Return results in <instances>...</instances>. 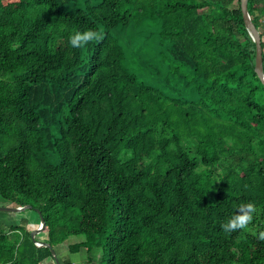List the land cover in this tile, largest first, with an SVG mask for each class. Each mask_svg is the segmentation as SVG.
Segmentation results:
<instances>
[{"label": "trees", "instance_id": "obj_1", "mask_svg": "<svg viewBox=\"0 0 264 264\" xmlns=\"http://www.w3.org/2000/svg\"><path fill=\"white\" fill-rule=\"evenodd\" d=\"M248 11L263 37L264 0ZM255 59L240 0H0V197L98 264H264ZM246 202L252 230L225 234ZM2 219L0 264L53 258Z\"/></svg>", "mask_w": 264, "mask_h": 264}, {"label": "clouds", "instance_id": "obj_2", "mask_svg": "<svg viewBox=\"0 0 264 264\" xmlns=\"http://www.w3.org/2000/svg\"><path fill=\"white\" fill-rule=\"evenodd\" d=\"M101 36V31L93 29L84 31L77 30L70 35L69 44L72 48H83L89 42L100 39ZM238 207V212L221 225L225 234H230L237 230H242L244 233L250 232L252 229L249 226L254 220V214L258 216L261 211L255 202L242 203ZM258 238L264 240V231L259 232Z\"/></svg>", "mask_w": 264, "mask_h": 264}, {"label": "rangeland", "instance_id": "obj_3", "mask_svg": "<svg viewBox=\"0 0 264 264\" xmlns=\"http://www.w3.org/2000/svg\"><path fill=\"white\" fill-rule=\"evenodd\" d=\"M262 40L264 41V27H263ZM7 205H9V204L0 197V206H7ZM14 214H15V222L16 223H20V220H22V218H26L28 220H31V222L27 226L28 230L34 231L36 228L40 227V223H37L40 217L38 215H36L33 210H27V211L21 212V213L0 212V221L5 216H6L5 219L11 218L10 221H13L14 216H12V215H14ZM7 215H11V216H7ZM40 234H39V237H40ZM83 240H84L83 235L72 236L69 239H67V241L61 247L56 248V253H57L58 259L60 258L61 261L63 262L64 259L69 258V259H71L73 264H98V260L100 259V254H99L100 250L97 247H94L92 250L93 261H89L87 251L84 247L80 248L76 252H71L69 250V247L71 244L79 243V242H82ZM41 244L42 243H39V242L37 243V245H41ZM51 259H53V258H51ZM51 259H49L44 264H47V263L48 264H56V262L54 260H51Z\"/></svg>", "mask_w": 264, "mask_h": 264}, {"label": "water", "instance_id": "obj_4", "mask_svg": "<svg viewBox=\"0 0 264 264\" xmlns=\"http://www.w3.org/2000/svg\"><path fill=\"white\" fill-rule=\"evenodd\" d=\"M240 5L243 13L244 22L246 25L247 30L249 31L250 36L252 37L253 41L256 44V59H255V72L257 73L258 77L264 84V65H263V46H262V36L259 32V30L255 27L254 23L252 22L251 16L248 11V0H240ZM33 206L30 204L24 205V206H0V212H12V213H21L25 212L27 210H32ZM35 211L38 212L40 215V227L36 228L34 231H31V237L36 242V236L37 234L41 233L43 229L45 228V221L43 216H41L40 211L35 208ZM38 246H46L51 249L52 257L54 258L56 264H61L56 250L51 247L49 243H42Z\"/></svg>", "mask_w": 264, "mask_h": 264}, {"label": "crops", "instance_id": "obj_5", "mask_svg": "<svg viewBox=\"0 0 264 264\" xmlns=\"http://www.w3.org/2000/svg\"><path fill=\"white\" fill-rule=\"evenodd\" d=\"M7 216H11V215H7ZM12 216H15V215H12ZM5 217H6V216H5ZM7 219L10 220L11 218H7ZM2 220H5L4 217H3Z\"/></svg>", "mask_w": 264, "mask_h": 264}]
</instances>
